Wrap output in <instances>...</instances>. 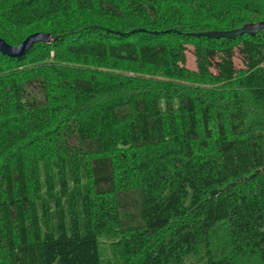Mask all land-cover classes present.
Returning <instances> with one entry per match:
<instances>
[{"label": "trees", "instance_id": "16d2710c", "mask_svg": "<svg viewBox=\"0 0 264 264\" xmlns=\"http://www.w3.org/2000/svg\"><path fill=\"white\" fill-rule=\"evenodd\" d=\"M71 1L6 2L0 38L10 45L19 32L8 35L2 26L26 28L67 11ZM73 1L92 9L93 0ZM167 4L174 7L161 12ZM96 6L104 17L134 23L127 31L98 26L99 37L92 36L94 26L82 27L72 34L82 38L63 43L68 56L144 66L189 85L169 92L170 85L102 83L94 74L57 80L47 64L26 73L25 82L7 81L21 72L5 65H23L38 46L54 49L57 32H46L49 43L19 59L0 54V264H101L98 244L106 237L121 239L122 264H182L200 247L204 264H264V32L233 40L188 37L263 22L248 16L262 12L264 0H97ZM186 41L195 71L186 67ZM31 131L53 152L34 141L24 145ZM32 149L54 154L60 165L56 187L49 174L45 180L54 219L41 199L36 159L24 156ZM84 157L85 192L77 175ZM41 221L54 229L41 230ZM222 223L228 249L215 259L209 244Z\"/></svg>", "mask_w": 264, "mask_h": 264}, {"label": "rangeland", "instance_id": "374dc122", "mask_svg": "<svg viewBox=\"0 0 264 264\" xmlns=\"http://www.w3.org/2000/svg\"><path fill=\"white\" fill-rule=\"evenodd\" d=\"M11 1H20V0H0V9H6L7 6L5 5L6 2ZM97 0H93V6L92 9H78L75 5V2L72 0L70 8L65 12L57 13L56 15H49L48 17L44 18L43 20H40L36 22L33 25H26V28L16 27L14 24L4 25L2 26V31L8 35H13L17 31L19 32L17 35L13 36L12 39H10V46L11 47H17L21 43H23L30 35H33L35 33H42L45 34L50 33L51 35L54 32H57L58 37L57 44L54 46L55 48H50L49 51L44 50L41 47L33 48V50L27 55V60L23 65L20 66H6L4 67V70L11 71V73H17L21 72V75L17 77H11L7 81L11 80H18L25 82L26 79H28L25 74H35L37 73L41 66L47 64L48 66H52L54 73L57 71L52 78L62 79L66 77H75V76H89L91 74H94L96 79L102 83H106V80L109 78H115L117 82L118 78H124L132 81L133 87L142 86L145 88H152L154 86H157L158 88H161L162 85L167 88L170 85L169 92H173L174 88L176 89V85H184V87H188V81H177L174 78L166 77L161 75L160 73L156 72L154 69L147 68L144 66L139 65H132L128 63H121V62H112L110 59H107L105 63H97L92 62V60H79L74 59L72 56H68L67 53L64 52L65 45L63 43H70L71 41L77 40L79 38H76L72 34L82 29V27H88V26H94L92 36H104L100 35L98 32L104 31L99 29V27L108 28L111 30H117V31H127L130 29L131 24H133V19L131 20L130 17H122L120 16L119 19H115L114 17H104L99 9L96 6ZM263 4V3H262ZM160 5V4H159ZM174 5V4H173ZM173 5L170 6V4L161 6V12H167L171 11L174 7ZM175 7L178 9L179 7L175 5ZM127 5L123 6L121 8V12L126 14ZM168 12V13H169ZM164 15V13H163ZM171 16V15H170ZM173 18H176V16H171ZM170 18H166L167 21L171 20ZM248 17H257L259 20L264 19V10L262 12L253 13L252 15H249ZM222 20H220L221 22ZM257 21V20H255ZM255 24V23H254ZM99 26V27H98ZM242 26V25H241ZM248 26V25H246ZM142 28L150 29L149 27H145V25L141 24ZM243 27V26H242ZM19 29V30H18ZM15 30H17L15 32ZM100 30V31H99ZM107 30V31H111ZM96 31V32H95ZM235 31V30H234ZM48 32V33H46ZM191 33V32H190ZM197 34L200 33H191L188 35V37H194L197 38ZM49 35V34H48ZM89 35V34H87ZM84 37V36H83ZM202 37V36H201ZM238 37V36H237ZM200 38V37H198ZM187 43H182L186 45V48H189L186 51V67L190 70H196L194 58L190 55L191 51V45ZM18 44V45H17ZM47 51L49 53V56L45 53ZM25 56V55H24ZM56 56V57H55ZM23 57V56H22ZM94 61V60H93ZM237 65V64H236ZM45 72H48V70L44 69ZM51 72V73H52ZM196 86H201L199 83L195 84ZM57 93H62L61 91L57 90ZM61 99L63 96H59ZM57 97L58 100L60 98ZM172 103H176L175 101H172ZM33 115V114H30ZM26 118V117H24ZM22 119L25 121V119ZM28 118V116H27ZM29 119V118H28ZM2 120V119H0ZM36 121V118H33L31 120V124L33 125ZM36 133L30 132L28 134V137L25 140V143H30L36 139ZM30 144H34L38 147L44 148V150L49 151L51 150V153L53 152L51 146L45 141L43 143H39L37 141H34ZM27 147V146H26ZM27 149V148H26ZM32 152L28 154L26 152L24 156L27 159H31L34 157L36 159V165H37V175H38V182L40 187V195L42 201H44L50 208V211L52 212V219L55 217V212L53 210V202H50V199L47 197L46 194V184L45 180L48 176L53 178L54 186L56 187V183L59 181V177L61 176L60 173V165L58 160L55 159V155L48 154V157H43L39 150L32 149ZM11 150L5 151L4 155L6 156L9 154ZM78 178L80 180V188L81 191L85 192L87 190L88 180H87V169H88V160L84 157L81 158L78 161ZM49 170V172H47ZM66 174L69 175V180H71L72 175V167L69 162H66ZM72 189H74V185H69V189L67 193L70 194L72 192ZM53 196L55 198H60V193L58 191V188H54ZM53 201V200H52ZM61 204L63 208V213L65 215L66 221H69L71 218V215L68 211L67 201L65 199H61ZM41 211L40 203L38 204V212ZM54 225V224H53ZM51 226V221H41L40 228L41 230L45 231V229L49 228ZM53 228V226H51ZM54 229V228H53ZM227 229L228 225L227 223H222L217 225L213 231L212 236L209 244V248L211 253L214 255V258L217 259L219 257H222L223 253L227 252L228 244H227ZM99 249V258L101 264H122L123 262V249L121 245V239L119 237H106L99 240L98 244ZM206 261L205 256V249L204 247H200L198 251H194L191 255L187 256L182 264H204ZM250 261H246L244 263L240 264H248ZM255 264V263H252Z\"/></svg>", "mask_w": 264, "mask_h": 264}, {"label": "water", "instance_id": "95a60500", "mask_svg": "<svg viewBox=\"0 0 264 264\" xmlns=\"http://www.w3.org/2000/svg\"><path fill=\"white\" fill-rule=\"evenodd\" d=\"M146 31L144 30H136L133 31V33H144ZM171 32V31H169ZM260 32H264V21L259 22L254 25H248L243 27L242 29L235 30V31H227V32H209V33H201L197 34V37H206L214 40L219 39H227V40H233L237 36H241L243 34L249 35L251 37H254ZM154 34H162V33H154ZM38 43L47 44L49 43V35L44 33H35L33 35H30L23 43H21L17 47H11L7 43H5L0 38V54L11 58V59H19L22 56L26 55V53L35 45Z\"/></svg>", "mask_w": 264, "mask_h": 264}, {"label": "bare ground", "instance_id": "6f19581e", "mask_svg": "<svg viewBox=\"0 0 264 264\" xmlns=\"http://www.w3.org/2000/svg\"><path fill=\"white\" fill-rule=\"evenodd\" d=\"M201 35V34H200ZM206 38V37H205Z\"/></svg>", "mask_w": 264, "mask_h": 264}]
</instances>
